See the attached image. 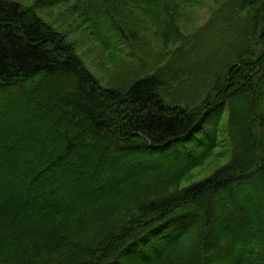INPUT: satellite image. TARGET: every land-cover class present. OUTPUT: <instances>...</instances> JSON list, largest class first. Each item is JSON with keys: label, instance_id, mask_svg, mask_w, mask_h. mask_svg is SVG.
Segmentation results:
<instances>
[{"label": "trees", "instance_id": "trees-1", "mask_svg": "<svg viewBox=\"0 0 264 264\" xmlns=\"http://www.w3.org/2000/svg\"><path fill=\"white\" fill-rule=\"evenodd\" d=\"M43 1L0 0V264H264V0L211 19L198 104L159 73L102 87ZM224 114L228 162L183 187Z\"/></svg>", "mask_w": 264, "mask_h": 264}, {"label": "rangeland", "instance_id": "rangeland-1", "mask_svg": "<svg viewBox=\"0 0 264 264\" xmlns=\"http://www.w3.org/2000/svg\"><path fill=\"white\" fill-rule=\"evenodd\" d=\"M17 1L28 7L36 0ZM224 2L226 0H153L146 4L130 0H109L108 3L105 0H57L43 1L37 13L49 25L68 35L78 58L102 87L124 89L136 78L159 73L166 80L167 94L188 95L185 97H193L198 104L202 87L197 83L207 66L202 60L212 54V45H221L210 21ZM96 4L101 5V13L92 9ZM97 35L111 40L112 47H103ZM191 49H194L192 53ZM178 56L184 64L183 73L172 79L171 67L177 64ZM196 67L200 68L199 73ZM194 77L198 81L191 82ZM222 120L216 129L218 145L213 156L189 173L182 182L183 187L203 180L228 162L231 147L225 131L227 114ZM11 137L6 138V142L12 144ZM56 139L48 136L49 148L52 149ZM81 178L78 177L76 184L82 183Z\"/></svg>", "mask_w": 264, "mask_h": 264}]
</instances>
